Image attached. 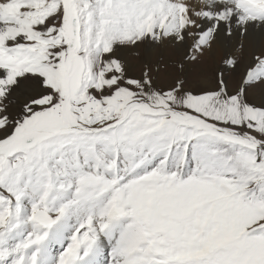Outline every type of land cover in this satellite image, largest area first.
I'll return each mask as SVG.
<instances>
[{
	"label": "snow or ice",
	"instance_id": "obj_1",
	"mask_svg": "<svg viewBox=\"0 0 264 264\" xmlns=\"http://www.w3.org/2000/svg\"><path fill=\"white\" fill-rule=\"evenodd\" d=\"M0 264H264V0H0Z\"/></svg>",
	"mask_w": 264,
	"mask_h": 264
}]
</instances>
